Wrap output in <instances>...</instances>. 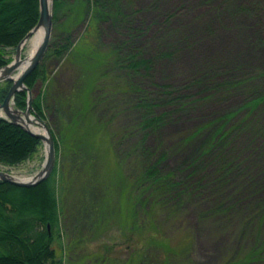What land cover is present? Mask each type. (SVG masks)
Instances as JSON below:
<instances>
[{
    "label": "rangeland",
    "instance_id": "1",
    "mask_svg": "<svg viewBox=\"0 0 264 264\" xmlns=\"http://www.w3.org/2000/svg\"><path fill=\"white\" fill-rule=\"evenodd\" d=\"M59 1L30 90L60 144L57 259L264 264V0ZM45 157L0 171L28 180Z\"/></svg>",
    "mask_w": 264,
    "mask_h": 264
},
{
    "label": "trees",
    "instance_id": "2",
    "mask_svg": "<svg viewBox=\"0 0 264 264\" xmlns=\"http://www.w3.org/2000/svg\"><path fill=\"white\" fill-rule=\"evenodd\" d=\"M54 1L55 9H57L61 3L59 0ZM88 3L89 1L81 3L82 7ZM97 6V2L90 3L89 9L92 12L97 11ZM5 9H10L11 12L4 14L6 13V11L3 12ZM99 12L101 11L99 10ZM20 14L23 16L26 14L27 17L21 20ZM38 19V0H0V68L10 63L9 49L17 47L19 42L37 24ZM54 20L55 17H53ZM13 24L15 25L12 26ZM5 30L9 32H3ZM39 75H42L40 66L25 79L24 84L29 90H33ZM10 87V81L0 84V102L3 101ZM41 97H33L31 105L35 117L45 121ZM14 105L17 109L24 110L26 92L15 94ZM53 138L57 157L60 144L54 136ZM39 145L40 141L30 136L20 126L0 118V165L8 167L18 165L35 153ZM146 176H148L147 173L143 171L141 178ZM55 184V167L49 178L35 187L20 188L0 181V232H2L0 233V249L3 250L0 251V264H64L63 258L57 259L54 249L51 248L54 231L58 228L60 217L59 206L55 198ZM170 187H165L167 188L166 192H172ZM158 193L157 189L149 193L151 198L150 211L161 208ZM38 197H43L42 205L44 206L32 209L27 208L24 204L25 200L30 201ZM27 212L30 214L26 215ZM153 233L157 236L156 230ZM151 236L150 233L149 237ZM110 251H112V246H107L104 249V255L106 256ZM171 254L172 252L168 253L166 258Z\"/></svg>",
    "mask_w": 264,
    "mask_h": 264
},
{
    "label": "water",
    "instance_id": "3",
    "mask_svg": "<svg viewBox=\"0 0 264 264\" xmlns=\"http://www.w3.org/2000/svg\"><path fill=\"white\" fill-rule=\"evenodd\" d=\"M39 19L34 28L26 34L15 48L12 61L0 68V83L10 81L11 87L0 102V118L14 125L20 126L33 138L41 141L46 148V157L41 170L28 180H21L9 172L0 171V181L15 187L31 188L47 180L55 167V149L51 132L47 125L37 119L32 113V93L25 86V79L39 66L48 49L53 25L52 0L49 6L48 0H38ZM43 32L42 40L29 58L22 59L23 45L38 31ZM26 63L25 67L22 65ZM18 92H26L27 101L24 110H19L14 105V96ZM38 128V129H36ZM42 130V131H40Z\"/></svg>",
    "mask_w": 264,
    "mask_h": 264
},
{
    "label": "bare ground",
    "instance_id": "4",
    "mask_svg": "<svg viewBox=\"0 0 264 264\" xmlns=\"http://www.w3.org/2000/svg\"><path fill=\"white\" fill-rule=\"evenodd\" d=\"M48 3H49V6H50L51 5V0H48ZM42 36H43V32L40 30L31 39H29L23 45V48L24 47H27L28 48L27 57L26 58H29V57H31L34 54L35 50L37 49L38 45L40 44V42L42 40ZM25 65H26V63H24L22 65V68H24Z\"/></svg>",
    "mask_w": 264,
    "mask_h": 264
}]
</instances>
